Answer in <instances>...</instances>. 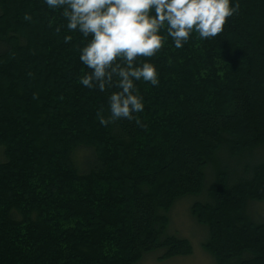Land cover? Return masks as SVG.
Here are the masks:
<instances>
[{"label": "trees", "instance_id": "obj_1", "mask_svg": "<svg viewBox=\"0 0 264 264\" xmlns=\"http://www.w3.org/2000/svg\"><path fill=\"white\" fill-rule=\"evenodd\" d=\"M238 2L217 36L193 34L181 49L169 40L141 57L155 63L159 84H136L140 123L102 126L97 113L110 114L117 89L80 83L86 41L56 33L65 21L43 0H0V264L191 257V242L167 233L168 214L199 195L205 202L190 213L215 263L264 264V223L248 215L264 202V159L237 177L218 166L264 147V0Z\"/></svg>", "mask_w": 264, "mask_h": 264}, {"label": "clouds", "instance_id": "obj_2", "mask_svg": "<svg viewBox=\"0 0 264 264\" xmlns=\"http://www.w3.org/2000/svg\"><path fill=\"white\" fill-rule=\"evenodd\" d=\"M65 21L55 29L79 33L86 41L79 49V61L86 72L80 83L108 96L110 114L97 113L99 124L115 121L140 123L145 101L137 82L159 84L155 63L143 58L155 56L171 40L176 49L193 34L203 40L222 33L228 19L239 11L238 0H43ZM25 21L32 16L24 14ZM73 36L65 34L68 44Z\"/></svg>", "mask_w": 264, "mask_h": 264}, {"label": "rangeland", "instance_id": "obj_3", "mask_svg": "<svg viewBox=\"0 0 264 264\" xmlns=\"http://www.w3.org/2000/svg\"><path fill=\"white\" fill-rule=\"evenodd\" d=\"M261 31L262 30H259V32ZM86 155V150H81L76 155V164L82 170L84 168V158ZM263 159L264 147L260 148L254 155H242L235 159L224 156L222 162H220L218 166L227 170L232 177H237L243 172L245 166L256 165ZM215 168L217 169L218 167L215 166ZM215 168H208L206 171V181L208 185L211 182ZM203 202H205L204 195L183 198L176 202L175 206L168 214L169 226L167 233L189 240L194 248V253L191 257L159 261L158 256L160 252H154L146 255L139 264H216L212 255L206 252L202 247L203 243L208 239L207 229L199 227L190 213V209L194 204ZM248 215L251 221L255 223H264V202L252 203L248 209Z\"/></svg>", "mask_w": 264, "mask_h": 264}]
</instances>
